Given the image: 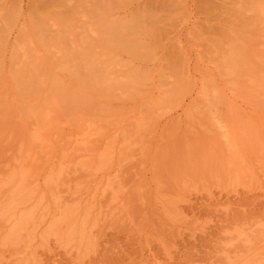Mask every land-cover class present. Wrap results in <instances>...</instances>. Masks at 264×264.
Segmentation results:
<instances>
[{"label":"rangeland","instance_id":"rangeland-1","mask_svg":"<svg viewBox=\"0 0 264 264\" xmlns=\"http://www.w3.org/2000/svg\"><path fill=\"white\" fill-rule=\"evenodd\" d=\"M257 262L264 0H0V264Z\"/></svg>","mask_w":264,"mask_h":264},{"label":"bare ground","instance_id":"bare-ground-1","mask_svg":"<svg viewBox=\"0 0 264 264\" xmlns=\"http://www.w3.org/2000/svg\"><path fill=\"white\" fill-rule=\"evenodd\" d=\"M98 143H99V142H98ZM100 143H101V141H100ZM99 145H100V144H99ZM99 145H98V146H99ZM96 146H97V145H96ZM92 151H93V150H92ZM19 164H20V163H19ZM32 178H33V177H32ZM108 187H109V186H108ZM112 188H113V187H112ZM106 189H107V188H106ZM107 190H108V189H107ZM66 222H67V221H66ZM24 224H25V223H24ZM66 224H67V223H66ZM63 225H64V223H63ZM64 226H65V225H64ZM24 227H25V226H24ZM24 227H23L22 229H24ZM60 228H61V225L59 226V229H60ZM59 229H58V233L60 232ZM56 232H57V229H56ZM60 233H61V232H60ZM59 235H60V234H59ZM256 260H257V258H256ZM256 260H255V261H256ZM255 263H256V262H255ZM236 264H237V263H236ZM247 264H248V263H247ZM257 264H259V263L257 262Z\"/></svg>","mask_w":264,"mask_h":264}]
</instances>
